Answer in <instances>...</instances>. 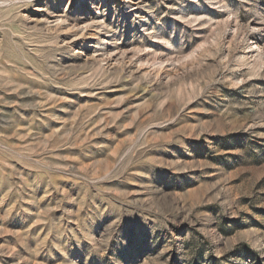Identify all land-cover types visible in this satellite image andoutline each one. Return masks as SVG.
<instances>
[{
	"label": "rangeland",
	"instance_id": "374dc122",
	"mask_svg": "<svg viewBox=\"0 0 264 264\" xmlns=\"http://www.w3.org/2000/svg\"><path fill=\"white\" fill-rule=\"evenodd\" d=\"M0 264H264V0H0Z\"/></svg>",
	"mask_w": 264,
	"mask_h": 264
}]
</instances>
